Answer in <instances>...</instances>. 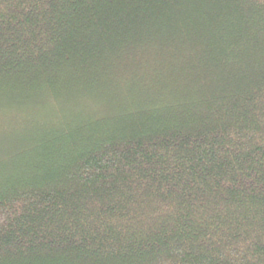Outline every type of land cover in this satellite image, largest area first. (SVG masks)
I'll return each mask as SVG.
<instances>
[{"label": "trees", "instance_id": "16d2710c", "mask_svg": "<svg viewBox=\"0 0 264 264\" xmlns=\"http://www.w3.org/2000/svg\"><path fill=\"white\" fill-rule=\"evenodd\" d=\"M0 264H264V0H0Z\"/></svg>", "mask_w": 264, "mask_h": 264}, {"label": "rangeland", "instance_id": "374dc122", "mask_svg": "<svg viewBox=\"0 0 264 264\" xmlns=\"http://www.w3.org/2000/svg\"><path fill=\"white\" fill-rule=\"evenodd\" d=\"M14 117H18V116H15V115H12V114H9V115L0 114V121H5V120L7 121V120H9L11 118H14ZM1 128L9 129L10 127L0 124V129Z\"/></svg>", "mask_w": 264, "mask_h": 264}]
</instances>
